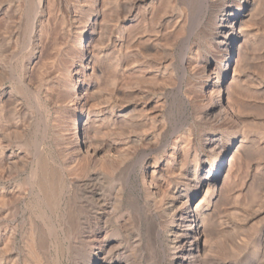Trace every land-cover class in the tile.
Wrapping results in <instances>:
<instances>
[{"label": "bare ground", "instance_id": "obj_1", "mask_svg": "<svg viewBox=\"0 0 264 264\" xmlns=\"http://www.w3.org/2000/svg\"><path fill=\"white\" fill-rule=\"evenodd\" d=\"M47 2L48 0H37L36 14L32 21V29L36 34L41 30L44 14L41 15L40 12L42 10L44 13ZM142 2L143 9L140 8ZM142 2L137 1L135 6L133 5L134 8L129 16L130 26L135 33L128 47L131 49L126 50V42L123 43L124 36L117 50L119 76L115 88L119 103L107 113L97 111L86 95L82 93L79 95L78 91L82 83L76 81L68 83L61 72L53 77L51 83L44 87L45 89L36 86L31 78L33 63L37 58L36 52L24 64L20 83L24 86V91L33 98V107L41 113V121L45 125L43 137L47 136L46 127L49 126L54 130L53 133L59 143L64 145L66 160L61 167L57 168L58 166L50 161V158L48 159L44 154L43 146H38L36 141L26 138L29 129L20 117L21 104L13 98L12 93L2 89L0 179L14 181L0 188V264H65V259L69 260V264H136L139 258L137 260L134 253H117L121 250L123 241L114 239L110 224L112 217L118 219L117 227L126 231L125 237L129 245L143 247L151 236L157 243L158 237L167 233L168 240L163 250L166 252L165 258L169 257V264H207L209 260H213L210 250L213 234L217 229L216 195L218 197L227 192L231 179L238 171L246 147L245 137L233 136L225 146L222 145L220 136L210 137L208 143L213 145L217 153L214 167L207 168V159L203 156L184 152V146L179 140H174L172 144L170 156L173 157V163L168 158L155 160L156 157H146L141 174L143 190L147 194L144 203H140V199L132 192L125 193L124 189L120 190L117 204H127V210L124 212H119V206L108 202L99 180L108 181L106 170L122 172L130 168L135 142L148 140L155 143L156 141L153 135L144 134L143 137H138L131 134L132 103H123L121 92L125 83L124 74H132L138 65L129 64L131 55L124 54L130 51L134 53V50L144 53L158 52L163 40L175 46L178 37L186 39L187 33L202 30L212 48L222 56L219 62L209 56L203 70L204 81L199 87L197 86L198 92L208 99L203 108V115L206 120L237 121L238 113L236 116L235 109L233 110L230 102L228 103L232 92L230 85L232 86L231 83L239 76L241 57L248 56L249 49L253 46L252 32L248 23L255 16L259 5L257 6V0H143ZM170 8L173 9V13L167 15ZM161 16L167 23H172V29L165 34H159V30L152 31L156 20H158L157 24H161L162 19L159 20ZM83 38L82 33L79 38L81 40L79 64H75L73 60L71 67L79 65L85 71L91 70L89 73L94 74L96 69L93 64L99 62L101 58L92 47H89V44H83ZM236 41H239L238 46H235ZM181 61L184 69L183 77H189L188 64L191 65V61L184 53L181 55ZM0 67L3 73L1 74L6 76L9 73L8 66L1 64ZM174 82L180 92L182 79ZM54 83L59 84L61 88L59 92L71 98V105L75 110L74 118L60 120V113L66 107L62 102L65 99H62L63 96L60 104H55L52 118L47 101H51L54 96L56 98ZM85 89H90V86ZM86 90L83 94L89 91ZM71 95L73 96L70 97ZM213 95L217 97L216 100L212 98ZM80 119H83L82 123ZM114 128H119L120 131L117 133L120 136L117 140L107 143V132ZM24 137L25 142L22 147L10 146L15 138L22 140ZM182 153L185 160L193 158L187 169L181 168V173L186 179L185 183L173 185L172 181H167L164 189L161 183L163 170L168 171L174 163H179ZM29 166L31 171L21 176L22 171ZM71 185L76 186L77 191L74 193L69 192ZM164 191L165 194L159 204L150 199V195H157L160 192L162 194ZM200 196L201 198H198ZM195 198L197 200L194 202ZM60 208L64 222L60 228H57L54 227L51 216L57 214ZM159 212L170 218L168 225L163 226L157 221ZM19 216L22 218L19 219ZM134 219L137 221L138 229L142 225L145 226L144 237L128 227V222L131 223ZM58 231L63 237L60 243L54 238ZM77 249L83 251L81 260H78L73 253Z\"/></svg>", "mask_w": 264, "mask_h": 264}, {"label": "rangeland", "instance_id": "obj_2", "mask_svg": "<svg viewBox=\"0 0 264 264\" xmlns=\"http://www.w3.org/2000/svg\"><path fill=\"white\" fill-rule=\"evenodd\" d=\"M137 1L48 0L44 13L42 10L40 12L44 16L41 30L36 34L32 29V21L36 14L37 0H0V65H7L9 69V73L5 76L2 75L0 67V93L2 89L7 90L21 104L20 117L29 129L26 138H31L38 143V146H43L44 154L58 166L57 168L66 160L64 145L59 143L53 133L54 130L49 126L46 127L47 136L43 137L45 125L41 121V113L33 107V98L24 91V86L20 83L24 64L36 52L37 58L33 63L31 76L36 86L45 89L44 87L51 83L53 77L61 72L68 83L76 81L83 84L78 91L79 95L81 93L86 95L97 111L107 113L116 108L119 103L115 88L119 76L117 50L124 36L126 40L124 39L123 43L126 42V50L131 49L128 47L135 33L130 26L129 16ZM143 6L142 2L140 8L143 9ZM257 6L255 16L248 23L252 32L253 46L249 49L248 56L241 57L239 76L231 83L232 86L230 85L232 92L228 103L230 102L229 105L233 110L235 109V114L238 113L237 121L206 120L203 115L204 105L208 102L207 97L198 92V87L204 81L203 70L209 56L218 62L222 56L212 48L202 30L187 33L186 39L178 37L175 46L163 40L158 52L144 53L134 50V53L130 51L124 54L130 53L129 64L138 65L132 74H124L125 83L121 92L123 95L121 101L132 103L131 134L138 137H143L144 134L153 135L156 141L155 143L148 140L135 142L130 168L122 172L106 170L108 181L99 180L108 202L119 206V212H124L127 210V204L121 202L120 205L117 204L120 190L124 189L125 193L132 192L140 199V203H144L147 194L143 190L141 174L146 157H156L155 160L168 158L173 163V157L170 156L172 144L174 140H179L184 146V152L203 156L207 159V168L214 167L217 153L213 145L208 143L210 137L220 136L224 146L233 136L245 137L246 147L243 153L245 157L242 156L240 167L231 179L227 192L218 197L216 195L217 229L213 234L210 250L213 260H209L207 264H264V0H257ZM175 8L180 9V7ZM172 10L170 8L167 15L173 13ZM163 16L159 19H162L161 24H157L158 20L155 21L152 31L159 30V34H165L172 29V23L164 21ZM82 33L83 44H89V47H92L101 58L99 62L93 64L96 69L94 74L89 73L91 70L85 71L83 67L75 65L79 64L81 41L79 38ZM235 44L238 46L239 41ZM182 53L191 61V65L188 64L189 77L186 78L183 77ZM73 60L75 66L72 68ZM180 79H182L181 91H183H180L181 93L174 82ZM88 85L90 89L86 90ZM53 86L56 90V98L54 96L51 101H47L52 118L55 104H60L63 98L66 99L62 102L67 108L65 107L60 113V120L74 118L75 110L71 105V98L59 92L61 89L59 84L54 83ZM85 90L89 91L83 94ZM213 97L217 99L214 95ZM82 120L80 119V123L83 122ZM107 126L110 127L109 123ZM119 131V128H114L107 132V143L117 140L120 136L117 133ZM24 140L25 137L22 140L15 138L10 146L22 147ZM105 149H108L106 144ZM230 155L231 153L228 154L227 159ZM192 159L185 160L182 153L180 155L182 163H174L168 171L163 170L161 183L164 189L167 181H172L173 185H184L186 179L181 173V168L187 169ZM12 170L14 171V168ZM30 171L29 166L22 171L21 176L27 175ZM12 181L14 180L0 179V188ZM75 191H77L76 186L71 185L69 192ZM78 192L80 193L79 190ZM161 192L150 195V199L159 204L165 194V191L162 194ZM196 200L195 198L194 202ZM62 213L60 208L57 214L51 216L54 227L60 228L63 225ZM21 218L22 216H19V219ZM157 221L165 226L170 223V218L159 212ZM118 222L116 217H112L110 222L114 239L123 241L121 250L117 253H134L137 260L139 258L136 264H169V257L165 258L166 252L163 250L168 240L167 233L158 237L157 243L151 236L143 247L129 245L125 237L127 233L121 227H117ZM136 222L134 219L127 225L134 233L143 236L145 226L142 225L138 229ZM55 235L54 238L60 243L63 238L61 233L58 231ZM73 253L78 260L82 259V250L77 249ZM65 264H69L68 259H65Z\"/></svg>", "mask_w": 264, "mask_h": 264}]
</instances>
